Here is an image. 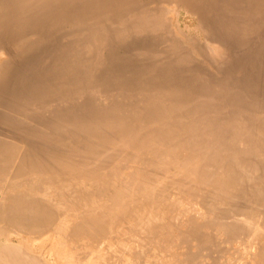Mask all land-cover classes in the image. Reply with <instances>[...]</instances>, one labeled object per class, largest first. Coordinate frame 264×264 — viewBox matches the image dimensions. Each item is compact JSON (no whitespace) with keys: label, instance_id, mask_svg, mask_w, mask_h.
<instances>
[{"label":"bare ground","instance_id":"1","mask_svg":"<svg viewBox=\"0 0 264 264\" xmlns=\"http://www.w3.org/2000/svg\"><path fill=\"white\" fill-rule=\"evenodd\" d=\"M0 264H264V0H0Z\"/></svg>","mask_w":264,"mask_h":264},{"label":"rangeland","instance_id":"2","mask_svg":"<svg viewBox=\"0 0 264 264\" xmlns=\"http://www.w3.org/2000/svg\"><path fill=\"white\" fill-rule=\"evenodd\" d=\"M184 17H186L183 13H182V15L180 16V20H179V24H180V26L182 27V28H186V25L188 24V26L187 27H189V24H190V26H192V29H191V27H189L190 29H191V32H195L194 30V28L197 26H194V23L196 24L197 23V21H195L196 19H191L190 17L189 18H184ZM183 20L185 21V22H183ZM190 20V21H189ZM192 20V21H191ZM190 22V23H189ZM194 22V23H193ZM183 24V25H182ZM184 25H185V27H184ZM194 27V28H193ZM188 28V29H189ZM189 29V30H190ZM4 132L5 133H7V131L6 130H4Z\"/></svg>","mask_w":264,"mask_h":264}]
</instances>
